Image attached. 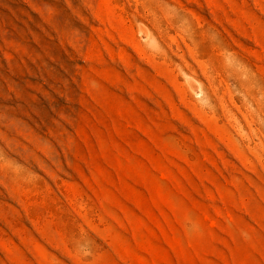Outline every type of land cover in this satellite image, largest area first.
<instances>
[{
	"label": "rangeland",
	"instance_id": "obj_1",
	"mask_svg": "<svg viewBox=\"0 0 264 264\" xmlns=\"http://www.w3.org/2000/svg\"><path fill=\"white\" fill-rule=\"evenodd\" d=\"M0 264H264V0H0Z\"/></svg>",
	"mask_w": 264,
	"mask_h": 264
}]
</instances>
